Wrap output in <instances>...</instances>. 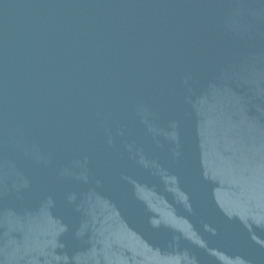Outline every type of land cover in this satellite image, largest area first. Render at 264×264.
Here are the masks:
<instances>
[{
    "label": "water",
    "instance_id": "water-1",
    "mask_svg": "<svg viewBox=\"0 0 264 264\" xmlns=\"http://www.w3.org/2000/svg\"><path fill=\"white\" fill-rule=\"evenodd\" d=\"M0 264H264V0H0Z\"/></svg>",
    "mask_w": 264,
    "mask_h": 264
}]
</instances>
